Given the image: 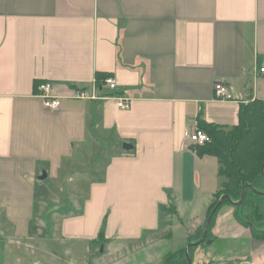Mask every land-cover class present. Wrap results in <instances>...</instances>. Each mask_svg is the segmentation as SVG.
I'll list each match as a JSON object with an SVG mask.
<instances>
[{
	"label": "crops",
	"instance_id": "obj_1",
	"mask_svg": "<svg viewBox=\"0 0 264 264\" xmlns=\"http://www.w3.org/2000/svg\"><path fill=\"white\" fill-rule=\"evenodd\" d=\"M260 69L264 0H0V264H162L174 253L150 248L163 209L191 215L188 239L224 181L188 132L236 126L241 105L264 101ZM97 73L116 89H97ZM232 214L211 233L237 248L214 264H264V240Z\"/></svg>",
	"mask_w": 264,
	"mask_h": 264
},
{
	"label": "trees",
	"instance_id": "obj_2",
	"mask_svg": "<svg viewBox=\"0 0 264 264\" xmlns=\"http://www.w3.org/2000/svg\"><path fill=\"white\" fill-rule=\"evenodd\" d=\"M107 78H109L108 74L97 73L96 88L100 89ZM39 84L40 82H36L35 88ZM197 128L206 133L210 141L202 146L191 145V148L199 157H214L219 165L218 175L224 181L220 190L215 194L203 223L195 229L194 234L188 237L187 244L196 242L202 237L205 221L217 206L219 199L222 196H228L232 202H237L241 199L244 187L246 189L240 205L233 206L223 200L218 206L212 215L203 244L207 241L211 244L214 241L211 230L217 211L224 204L233 206L235 220L249 229L253 239L264 240V176L261 173L264 163V101L255 99L241 105L238 112V123L229 130L202 121H198ZM163 210L166 213L170 211L169 209ZM102 238L101 232L97 242H100ZM193 250L194 247L188 249L190 259ZM162 264H187L184 248L180 249L177 254L167 257Z\"/></svg>",
	"mask_w": 264,
	"mask_h": 264
},
{
	"label": "rangeland",
	"instance_id": "obj_3",
	"mask_svg": "<svg viewBox=\"0 0 264 264\" xmlns=\"http://www.w3.org/2000/svg\"><path fill=\"white\" fill-rule=\"evenodd\" d=\"M230 207L233 208V206H229V204H224L220 209L217 211L216 217L222 216L227 209H230ZM170 211L167 212L165 216L170 217L169 224L162 225V229L158 232L156 235L155 243L151 246L152 250V256L158 252V257L168 254V253H174L177 254V252L180 249L185 248L187 245V232L192 228V219L191 215H186L185 219L183 220V225L177 224L175 220H172L171 217L174 216V207L171 206V208H168ZM172 212L174 214H172ZM234 217V215L232 214ZM58 221V219H57ZM172 222H174V226L171 227ZM203 223V222H202ZM178 225V226H176ZM194 234V232L192 233ZM191 234V235H192ZM46 236H43V233L38 234V236H35L33 239L34 241H28L30 244L37 245L38 243L45 242ZM48 238V237H47ZM36 239L38 241H36ZM48 241H46L47 243ZM237 245L230 241V240H220L219 242H212L211 244H201L197 247H194V250L192 251L191 255V262L192 264H214L218 260H224L229 254H231L232 251L236 250ZM100 249H103V246L100 244V247L98 248L97 252L95 253L94 258L100 257ZM53 250V248H52ZM173 254V255H174ZM105 255V254H104ZM103 255V257H105ZM102 256V255H101ZM83 257L89 258L88 255H83ZM102 259V258H101ZM105 259V258H103ZM15 262V261H14ZM15 264V263H13ZM157 264V263H155Z\"/></svg>",
	"mask_w": 264,
	"mask_h": 264
},
{
	"label": "built area",
	"instance_id": "obj_4",
	"mask_svg": "<svg viewBox=\"0 0 264 264\" xmlns=\"http://www.w3.org/2000/svg\"><path fill=\"white\" fill-rule=\"evenodd\" d=\"M260 72H264V69H260ZM108 87L109 90L114 91L116 89V81L114 78H107L104 83ZM37 89V96L40 97L43 101V105L48 110H58L60 108V99L57 97H53L51 95L52 84L50 83H40ZM214 95L216 100L228 101L232 99V95L230 94L227 87L218 82L214 85ZM75 99L79 100H95L98 99V95L96 91L91 92V94L87 93L84 90H80L75 92L73 96ZM108 97H103V99H107ZM117 101V107L122 110H126L129 108V104L124 98L117 97L115 98ZM187 139L191 145H199L202 146L210 141L209 137L206 133L199 130L197 127L190 129L187 135Z\"/></svg>",
	"mask_w": 264,
	"mask_h": 264
},
{
	"label": "water",
	"instance_id": "obj_5",
	"mask_svg": "<svg viewBox=\"0 0 264 264\" xmlns=\"http://www.w3.org/2000/svg\"><path fill=\"white\" fill-rule=\"evenodd\" d=\"M124 149H125V150H128V149H130V147L127 146V145H124ZM263 167H264V163H263L262 168H261V173H262V175L264 176ZM45 178H46V174L43 173V175L40 177V179L43 180V179H45ZM245 189H246V187H244V188L242 189V192H241V199H240L239 201H237V202H232L228 196H222V197L219 199L217 206L212 210V212L210 213V215L207 217V219H206V221H205V224H204V230H203L202 237H201L198 241H196V242H193V243H189V244H187V245L185 246V248H184V255H185V257H186L187 264H192L191 259H190L189 255H188V249H189V248H192V247H197L198 245H201V244H203V243L205 242V238H206V234H207V231H208L209 223H210V221H211L212 215L216 212V209L218 208V206L221 205V203L223 202V200L228 201V202H229L230 204H232L233 206L240 205V204L242 203V200H243V197H244ZM255 193H257V194H262V193H259V192H255ZM206 243L209 244L210 242L207 241ZM101 251H102V249H101Z\"/></svg>",
	"mask_w": 264,
	"mask_h": 264
}]
</instances>
